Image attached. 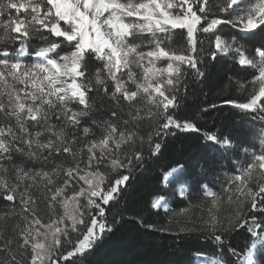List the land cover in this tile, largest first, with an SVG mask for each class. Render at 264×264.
<instances>
[{
    "label": "snow or ice",
    "instance_id": "snow-or-ice-1",
    "mask_svg": "<svg viewBox=\"0 0 264 264\" xmlns=\"http://www.w3.org/2000/svg\"><path fill=\"white\" fill-rule=\"evenodd\" d=\"M221 60L240 95L178 115ZM222 106L242 124L264 122V0H0V264H83L124 218L146 156L200 133L197 119ZM256 138L259 151L204 132L236 161L221 192L211 191L219 161L202 156L192 173L177 162L160 178L170 191L150 192L139 222L220 249L197 253L198 264H264V132ZM192 192L211 198L206 213L181 209L160 228L145 219ZM242 231L250 243L225 256V239Z\"/></svg>",
    "mask_w": 264,
    "mask_h": 264
},
{
    "label": "trees",
    "instance_id": "trees-1",
    "mask_svg": "<svg viewBox=\"0 0 264 264\" xmlns=\"http://www.w3.org/2000/svg\"><path fill=\"white\" fill-rule=\"evenodd\" d=\"M231 61L221 60L211 69L210 75L202 84L191 85L186 99L182 100L181 107L177 110L180 116H192L200 106L208 103H216L229 95L235 97L240 93L233 88L226 78L230 75ZM242 124V113L230 106L218 107L211 110L210 115H202L197 119L200 133H180L177 137L169 136L158 158H147L146 164L139 169L135 176L128 182L130 187L126 189V197L123 201L124 218L117 217L118 223L113 233H107L100 245L87 255L83 264H197V253L212 256L219 254L220 249L211 241L205 240L199 233H192L183 238L169 233L152 231L144 227L136 216L138 209L146 206L149 193L159 190L162 193L170 191L166 188L161 177L169 166L184 165L185 173H192L201 157L213 158L219 161L221 171L219 180H214L215 188L211 191L221 192L223 180L232 175L231 165L236 163L232 152H225L217 146L203 139L204 132H213L223 135H231L234 142L247 139L256 143L259 151V140L256 138L260 132H264V122L252 121L246 117ZM211 198H205L203 194L192 192L190 198L181 201L179 198H170V209L161 210L159 214L145 213V219L154 223L157 228L168 227L169 221L174 219V214L181 209L188 210L193 216L199 217L206 213L204 204ZM223 215L229 214V208L225 203L220 207ZM111 220V216H109ZM247 234L233 233L225 239V256L230 255L228 247H234L239 251L250 243ZM232 259H235L233 257Z\"/></svg>",
    "mask_w": 264,
    "mask_h": 264
},
{
    "label": "rangeland",
    "instance_id": "rangeland-1",
    "mask_svg": "<svg viewBox=\"0 0 264 264\" xmlns=\"http://www.w3.org/2000/svg\"><path fill=\"white\" fill-rule=\"evenodd\" d=\"M6 207L4 204H0V210H3ZM43 207V206H42ZM167 211L170 209V202L166 205ZM44 211H47L46 209L42 210V215L44 214ZM58 211H62L61 209H58ZM164 211V210H163ZM198 264V261H197Z\"/></svg>",
    "mask_w": 264,
    "mask_h": 264
}]
</instances>
